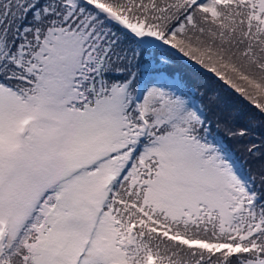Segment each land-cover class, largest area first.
Segmentation results:
<instances>
[{"label": "snow or ice", "instance_id": "snow-or-ice-1", "mask_svg": "<svg viewBox=\"0 0 264 264\" xmlns=\"http://www.w3.org/2000/svg\"><path fill=\"white\" fill-rule=\"evenodd\" d=\"M224 97L264 117V0H0V264H264Z\"/></svg>", "mask_w": 264, "mask_h": 264}, {"label": "trees", "instance_id": "trees-1", "mask_svg": "<svg viewBox=\"0 0 264 264\" xmlns=\"http://www.w3.org/2000/svg\"><path fill=\"white\" fill-rule=\"evenodd\" d=\"M224 104L236 116L234 127L249 126L251 128L250 137H246L243 140L239 138L227 140V143L237 155L245 158L247 153L244 151V146L249 142V139H253L258 144L264 141V117H261L256 111L249 109L234 97H224ZM221 134L226 136L227 130L221 128ZM258 164L259 161L255 163L249 161L248 166L252 171H255Z\"/></svg>", "mask_w": 264, "mask_h": 264}]
</instances>
